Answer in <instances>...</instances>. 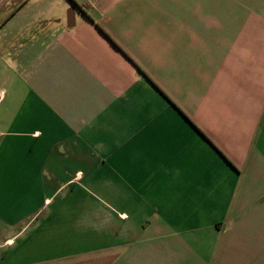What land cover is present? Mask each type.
Listing matches in <instances>:
<instances>
[{"label": "crops", "instance_id": "crops-1", "mask_svg": "<svg viewBox=\"0 0 264 264\" xmlns=\"http://www.w3.org/2000/svg\"><path fill=\"white\" fill-rule=\"evenodd\" d=\"M0 264H264V0H0Z\"/></svg>", "mask_w": 264, "mask_h": 264}, {"label": "water", "instance_id": "water-1", "mask_svg": "<svg viewBox=\"0 0 264 264\" xmlns=\"http://www.w3.org/2000/svg\"><path fill=\"white\" fill-rule=\"evenodd\" d=\"M67 26H68V27L70 26L69 19H68V22H67Z\"/></svg>", "mask_w": 264, "mask_h": 264}]
</instances>
